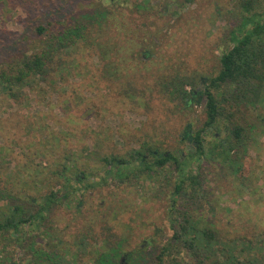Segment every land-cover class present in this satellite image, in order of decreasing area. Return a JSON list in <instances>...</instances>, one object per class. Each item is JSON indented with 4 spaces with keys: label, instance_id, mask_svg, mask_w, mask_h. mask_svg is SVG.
Masks as SVG:
<instances>
[{
    "label": "rangeland",
    "instance_id": "rangeland-1",
    "mask_svg": "<svg viewBox=\"0 0 264 264\" xmlns=\"http://www.w3.org/2000/svg\"><path fill=\"white\" fill-rule=\"evenodd\" d=\"M90 1L0 0V65L17 63L41 48L45 37L54 39L66 30H76L72 36L78 48L72 57L62 54L66 60L74 58L76 68L41 83L42 91L25 90L17 101L0 91V207L34 210L51 191L65 195L61 175L77 190L72 201L55 203L27 238L12 236L0 246L9 264L26 260L34 248L47 247L51 255L73 251L77 236L90 227L107 238L111 228L118 234L105 252L119 253L116 264L125 254L129 258L123 264H156L172 235L167 212L175 174L150 179L128 162L123 171L128 178L104 181L109 168L104 158L128 159L143 144L154 154L190 152L181 136L187 127L194 131L203 126V98L187 110L161 85L177 74L217 76L220 58L232 46L231 33L240 23V0ZM89 2L94 5L84 11ZM50 22L55 25L39 35L37 27L48 28ZM135 28L141 30L132 44ZM80 34L88 40H79ZM108 51L110 59L104 58ZM119 59L123 68L117 73L109 64L121 63ZM130 85L146 93L133 100L123 93ZM246 119L248 133H253L248 151H240L241 180L247 187L226 167L204 160V198L193 208L225 238L248 236L258 242L264 240V107L247 112ZM220 137L228 139V134L222 131ZM93 183L102 185L89 188ZM97 258L80 264H100Z\"/></svg>",
    "mask_w": 264,
    "mask_h": 264
},
{
    "label": "trees",
    "instance_id": "trees-1",
    "mask_svg": "<svg viewBox=\"0 0 264 264\" xmlns=\"http://www.w3.org/2000/svg\"><path fill=\"white\" fill-rule=\"evenodd\" d=\"M1 1L5 2V0ZM93 1L95 0L90 2ZM92 5L94 3H90L84 11ZM47 6L48 4L45 3V7ZM138 9H148V7L139 5ZM237 16L240 18V23L231 33L232 46L220 58L221 65L217 76L201 79V75L190 78L177 74L161 85L162 91L172 99L179 100L187 110L193 102L202 98L199 97L200 95L203 96L202 105L205 113L203 126L194 131L187 127L181 136L191 151L155 155L147 144H143L139 149L132 151L128 159L104 158L107 168L113 164L117 167L116 172L110 170L114 169L113 167L106 170L104 175L106 179L110 174L115 173L117 178H128V174L123 172L129 166L128 162H134L136 168L150 179L155 174L166 173L165 175L170 174L171 177L175 174L176 184L168 200L170 207L167 212L172 235L162 246L161 252L156 257V264H264V240L258 238L256 239L258 242H254L248 236L227 239L200 215H195L193 208V203L204 198L207 181L202 162L204 160L226 167L231 175L238 177V181L247 187L241 180L244 157L242 158L240 151L242 149L244 152L248 151L250 137L253 134L248 133V124L245 125L246 113L264 107V0H240ZM49 25L48 28L38 26L36 30L39 35L48 32L55 24L50 22ZM60 27H63L62 24ZM140 30L135 28L130 33L133 37L132 44H135L137 38L135 34ZM72 34L75 36L76 30L74 33L63 31L54 39L45 37L44 46L36 48L32 53L24 54L17 63L0 65L1 93L17 101L24 97L25 90L42 91L41 83L48 84L56 80V76L70 73L69 69L77 66L75 59L66 60L62 54L64 52L72 57L77 51V42ZM80 36L82 37L79 40L83 42L88 40L86 35L80 34ZM111 56L113 55L108 51L104 58L110 59ZM109 65L117 73L122 71V61L110 62ZM195 91L198 94L194 95ZM123 93L137 100L146 93V90L137 91L130 85ZM222 131L228 134V139L220 137ZM207 135L211 137L207 139ZM149 156L154 157V163H148ZM61 176L66 186L65 195L59 191H51L41 198V204L34 210L23 205L0 207V210L2 209L0 246L12 239V236L18 237V241L24 240L35 229L41 227L46 219V212L53 204L59 201H72L77 190L69 185L70 178ZM79 179L83 181L80 176ZM80 205L78 202L77 208H80ZM109 232L110 238L118 239V234H114L112 228ZM101 236H103L102 230L100 235H97L90 227L86 234L77 236L74 242L76 249L73 251L67 249L64 254L51 255L46 254L44 248H34L35 252L28 254L26 260L16 261L13 264H80L81 261L85 263L84 258L95 259L96 254H98V263L116 264L115 259L119 258V253L113 256L106 254L105 252L109 251L106 247L110 238ZM97 242L100 243L99 248L96 247ZM113 244L120 245L118 242ZM1 252L0 264H9L8 256L3 257Z\"/></svg>",
    "mask_w": 264,
    "mask_h": 264
},
{
    "label": "flooded vegetation",
    "instance_id": "flooded-vegetation-1",
    "mask_svg": "<svg viewBox=\"0 0 264 264\" xmlns=\"http://www.w3.org/2000/svg\"><path fill=\"white\" fill-rule=\"evenodd\" d=\"M221 65V64H220ZM204 89V88H203ZM196 94H198V92L197 91H195L194 92V95H196ZM199 97H202L203 98V96L202 95H200ZM197 104H195L194 106H196V105H199V103L198 102H200V99H199V101L198 100H196L195 101ZM194 103V102H193ZM155 155H157V153H155ZM152 163H154V162H152ZM136 164H138V163H136ZM114 168V169H110V168ZM135 168H136V166H135ZM108 169H110L112 172H115L116 170H117V167L116 166H114V164H113V166H109V168ZM136 171H138V172H141L140 171V169L139 170H136ZM143 173V172H142ZM109 177H113V178H115V179H117V180H119V181H121V179L120 178H117V177H114V174H110V176ZM109 177L107 178V179H109ZM62 178V177H61ZM104 179V181L106 180V177L104 176L103 177ZM126 180V179H125ZM125 180H122V181H125ZM94 184V183H93ZM97 185H99V186H101L102 184H94V186L95 187H97ZM94 187V188H95ZM60 189H62L61 191H65L64 189H63V187H61ZM55 204H53V206H54ZM52 206V207H53ZM52 207L49 209V211L52 209ZM49 244H47V246H48ZM108 245V244H107ZM37 249H39V248H37ZM44 249H46V251H47V247H44ZM35 252V251H34ZM129 258V255L128 254H125L124 256H122L121 258H120V263L121 264H123L124 263V261L126 260V259H128Z\"/></svg>",
    "mask_w": 264,
    "mask_h": 264
}]
</instances>
